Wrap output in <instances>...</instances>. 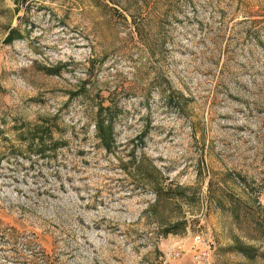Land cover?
<instances>
[{
    "label": "rangeland",
    "instance_id": "374dc122",
    "mask_svg": "<svg viewBox=\"0 0 264 264\" xmlns=\"http://www.w3.org/2000/svg\"><path fill=\"white\" fill-rule=\"evenodd\" d=\"M0 264H264V0H0Z\"/></svg>",
    "mask_w": 264,
    "mask_h": 264
},
{
    "label": "trees",
    "instance_id": "16d2710c",
    "mask_svg": "<svg viewBox=\"0 0 264 264\" xmlns=\"http://www.w3.org/2000/svg\"><path fill=\"white\" fill-rule=\"evenodd\" d=\"M20 33H18V30L14 29L11 30L8 34V37L6 38L7 43H12L16 36H20ZM55 70L56 72L57 69L54 68H49L47 69L48 72H53ZM116 117V112H112L111 107H103L102 105L100 106V109L97 113L96 121L94 128L96 130V137L98 138L100 145L107 151L111 152L114 144V119ZM35 137H38V142L36 143V148H38V152L41 154H46L48 153H55L57 150H59V142L55 143H46L45 139L43 137H40L41 134L38 131H35ZM36 152V151H35ZM37 152V153H38ZM9 233V232H8ZM8 239L14 238V235L12 233L6 234L5 232L3 233Z\"/></svg>",
    "mask_w": 264,
    "mask_h": 264
}]
</instances>
